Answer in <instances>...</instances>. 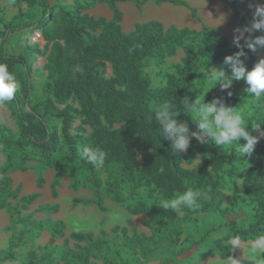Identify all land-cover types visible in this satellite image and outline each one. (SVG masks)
Segmentation results:
<instances>
[{
	"label": "trees",
	"instance_id": "16d2710c",
	"mask_svg": "<svg viewBox=\"0 0 264 264\" xmlns=\"http://www.w3.org/2000/svg\"><path fill=\"white\" fill-rule=\"evenodd\" d=\"M29 4L32 2L27 0ZM42 9L41 16L30 26L15 24L14 20L5 22L0 40V65L6 66L17 83L12 100L5 103L16 118L18 134L0 122V145L5 162L0 166V212L4 210L15 224L23 226V231L14 235L5 250L0 251V264L19 261L32 264V253L20 256L17 249L26 242L34 243L47 231L54 239L65 235V224L61 220H51L48 216L59 210L57 203L39 205L34 213L47 216L43 220L34 218V213L23 215L29 206L40 196L31 193L21 196V187L13 188L11 174L30 169L29 150L37 156L34 167L36 187L44 183V171L53 168L55 173L50 184L51 197L56 199L57 189L63 176L70 178L69 189L79 188L93 191L91 199L72 198L73 205L94 206L102 212L104 197L118 205H125L133 216H152L153 224H148L150 233H140L134 227L114 226V240L94 239L92 232H74L70 238L85 245L74 251L67 246V240L59 247L60 258L67 264H145L161 248L167 249V257L162 264H182V256L197 248L195 258L204 260L205 256L217 255L221 260L235 256L232 247L234 237L240 242L255 241L264 235V144L255 146L251 156H243L238 145L217 146L211 137L205 136L206 145L191 133H201L187 105L195 100L208 103L197 91L199 79H207L208 74L223 68L231 74V67L225 58L243 51L239 60L246 71H250L259 61L260 44L257 38L264 37V29H253L251 17L244 15L237 0H220L232 11L239 30L252 29V36L245 40L242 48L233 47L220 28L204 27L196 31L188 27L171 25L164 28L157 20L136 24L130 33L122 31L123 14L118 3L132 2L140 9L150 0H74L71 7L56 10L48 0H36ZM157 4L170 3L187 7L182 0H152ZM251 15H255L254 0H243ZM264 3V0H259ZM18 8L19 1L16 0ZM96 3L107 4L112 17L94 18L86 11ZM251 5V7H249ZM196 18V10L189 8ZM20 10V9H19ZM20 15L14 19L18 20ZM31 28L39 31L45 41L44 51L46 72L43 96L33 98L31 65L25 55H12L6 50L10 34ZM253 42V48L246 41ZM181 49L184 56L179 63L172 65L171 71L163 76L164 83L153 87L145 75V68L153 64L159 68L165 58L174 57ZM47 51V53H46ZM111 76H107V69ZM233 81L226 102L217 103L236 111L242 94ZM216 95L225 89L211 82ZM248 87H250L247 84ZM75 101L77 107L71 102ZM170 101L175 107L169 108L179 114L172 117L177 126L188 129L189 147L186 154L173 148V141L162 135L163 127L156 116L162 103ZM228 107V108H229ZM248 131L256 127L264 132V95L242 116ZM60 123V130L50 125L48 119ZM78 126L73 128L75 121ZM108 126H117L109 129ZM85 127L90 129L86 135ZM72 130L74 133H72ZM246 141L241 138L240 144ZM99 148L106 153L104 164L93 166L82 158V148ZM64 149V150H63ZM202 154L196 170L183 167L193 164L195 155ZM101 166L106 173L101 178L96 169ZM236 177H241L240 193L232 195L231 211H243L247 215L244 222L232 220L205 231L199 226V215L210 214L225 218L229 210L222 206L226 190L237 189ZM148 188L154 198L140 197L139 187ZM128 191L127 202L123 190ZM192 190L196 193L191 207L181 205L182 219L173 209L160 207L161 200L174 199ZM209 197L205 200V197ZM15 201V204L11 202ZM194 225L198 239L190 241L183 237L182 221ZM225 228L223 234L213 238L211 235ZM101 234H104L101 231ZM43 264H47L46 259ZM239 264H253L240 259Z\"/></svg>",
	"mask_w": 264,
	"mask_h": 264
},
{
	"label": "rangeland",
	"instance_id": "374dc122",
	"mask_svg": "<svg viewBox=\"0 0 264 264\" xmlns=\"http://www.w3.org/2000/svg\"><path fill=\"white\" fill-rule=\"evenodd\" d=\"M19 7L16 5V0H0V17L2 16L5 22L13 21L15 24H23L26 26H30L33 22L38 20L41 16L42 9L37 4L36 0H30L32 3L29 4L27 0H18ZM183 1V0H182ZM192 1L198 10L199 18L204 19L206 23L210 25L221 26L225 28H232L235 31V35L231 38L230 42L233 47L242 48L245 40L251 36V31H244L243 37L237 42L236 36L239 35L238 25L234 23L232 19V15L230 11L226 8L224 3L219 0H184V2ZM50 5H55L56 10L62 7H71L73 5L74 0H48ZM245 14L250 15L249 11L245 3L242 0H238ZM168 4H151L150 1L147 2L140 9L134 7L133 3H126L120 5L123 17L125 19L123 26L124 32L126 29L125 23H128L131 20L132 25H136L138 23L145 22L147 20H158L160 21L164 28L169 27L171 24H176V15L169 7ZM20 9V10H19ZM89 15L91 11H86ZM19 16L18 20L14 18ZM106 15V11H99V13L94 18L104 17ZM105 18V17H104ZM260 19H253L252 24L258 22ZM132 25L130 29H132ZM129 29V30H130ZM3 31V27L0 23V40H1V32ZM127 33V32H126ZM39 31H34L31 28H26L21 31H17L13 34H10L7 39L6 50L9 54L12 55H25L28 59L29 64L31 65L32 73H31V82H32V95L33 98H40L43 96V87L45 83L46 72L43 69V66L46 63L45 56L42 53L44 51L45 41L41 38ZM264 48V45H262ZM47 53V51H46ZM184 56V52L179 49L174 57L165 58L164 63L159 68L155 67L153 64L148 65L145 68V75L151 81L153 87L161 86L163 81V74H166L171 71L172 65L179 63L182 57ZM264 57V53L258 56V60ZM160 71L162 73L161 76H157L156 72ZM111 69H107V76H111ZM242 94V100L239 105V109L237 113L240 115H245L253 104H255L258 99L254 98L250 93L246 91L248 88L247 82L241 78L236 80L234 84ZM231 86L225 88V91L220 95H216L212 89L211 81L201 77L199 79V87H198V95L202 98H208V103H211L214 99L218 100V103L226 102L228 94L231 90ZM74 106L77 107L75 101L71 102ZM229 107V104L226 106ZM194 122L198 128V124L196 122V114L193 115ZM49 124L55 126L58 130H60V123L53 118L48 119ZM0 122L7 126L14 135L18 134V125L16 118L11 114V110L8 105L3 102L0 103ZM79 120L75 121L73 124V128L78 126ZM117 126H108L109 129H113ZM85 134L90 135V129L85 127ZM201 132V131H200ZM252 135L259 136L261 132H263L259 128H255L253 131H249ZM72 133L74 131L72 130ZM206 145L207 141L204 134L201 132L199 134ZM259 144H264V138L260 139ZM64 150V149H63ZM188 148L185 151L179 152L184 155L186 154ZM28 154L31 157V161L28 162L30 170H33L37 164L38 156L37 154L29 150ZM202 154L197 153L195 155V160L193 164L186 165L183 163V167L196 170L197 163L201 160ZM5 159L4 153L0 149V166L3 164ZM96 169L101 175L102 179H105L106 173L102 169L101 166H97ZM241 177H236L237 181V189L234 190H226L224 191L226 194V198L223 201L222 206L226 209H230L232 195L236 193H240V184ZM138 192L140 197L143 199L150 200L154 198V194L146 187H139ZM93 191L90 189L79 188L77 191H67L62 192L58 195L57 202L59 204V210L56 214L50 216L52 219H60L65 224V235L62 239H54L49 235H42L36 242L30 243L26 242L21 244L17 249V252L20 256H26L28 253H32L31 257L32 264H43L44 259H46L47 264H67L63 262L60 258L59 247L63 244L64 240H67L68 248L77 251L79 247L84 246V242H76L70 238V234L74 232H92L94 234V239H105V240H114L116 239L115 235L112 233V228L114 226L134 227L140 233H145L149 235L150 230L148 224H153L155 218L152 216H133L130 215L126 209L125 205H118L111 202L108 198L104 197L103 205L106 207L107 211L102 212L98 210L94 206H83V205H73L72 198H83L88 199L92 197ZM123 194L129 203L130 200L128 198V191L126 189L123 190ZM49 198H43L38 201L40 203L47 202ZM38 202L36 201L32 205L29 206L27 211H24L22 214L33 213L34 209L37 207ZM15 204V201L11 202ZM174 213L178 216L179 219H182L184 216L183 212L174 210ZM2 217V218H1ZM0 217V249H3L8 245L10 239L18 234V232L23 231V226L20 224H15L10 220L9 215L6 212V216ZM34 218L44 219L45 216L42 214H34ZM247 219V215L243 211L235 212L229 210V215L225 218H221L217 215L210 214H200L199 215V226L205 231L210 230L212 227H218L222 223H228L232 220H237L239 222H244ZM181 227L183 228V237H188L190 241H194L198 239L197 232L194 228V225L189 221H182ZM226 229L223 228L215 233H212V237H218L224 233ZM101 231L104 234H101ZM253 241L240 242L239 247L235 250V256L238 261L240 259H246L253 264H258L259 254H253L251 252ZM233 243V240H232ZM197 248L193 247L191 251L186 252L182 256V264H233V259L221 260L217 255L215 256H205L204 260L197 261L195 258ZM167 249L161 248L158 249L154 255H152L145 264H162V260L167 257ZM96 264H102L100 260H93ZM3 264H20L19 261L13 263H3ZM23 264V263H22Z\"/></svg>",
	"mask_w": 264,
	"mask_h": 264
},
{
	"label": "clouds",
	"instance_id": "9594fccd",
	"mask_svg": "<svg viewBox=\"0 0 264 264\" xmlns=\"http://www.w3.org/2000/svg\"><path fill=\"white\" fill-rule=\"evenodd\" d=\"M251 7V5H249ZM256 16L260 17V20L253 24V29H264V6H259L255 12ZM252 29L245 28L244 31H251ZM244 31H240L236 36L238 42L244 35ZM258 44H264V37H259L255 41ZM247 47L253 48V42L251 40L246 41ZM244 55L243 51L237 53L235 56H228L225 58V63L231 67V74L226 73L223 68L215 70L208 74L207 80L220 84L221 89L228 88L232 85L234 80L243 78L250 86L246 89L254 98H260L264 95V58H261L255 66L246 71L239 56ZM17 90V83L15 78L7 72L6 66L0 65V103L10 101L13 99ZM232 93L229 92V96ZM218 100H213L211 103H204L200 100H195L192 105H187V101L184 103L188 111H194L196 114V122L198 129L205 135L212 138L217 146L224 145H238V150L243 156H251L255 150V146L260 139L264 138V132H261L259 136L252 135L247 129L242 115L237 113L234 107L225 108L221 104L220 108L216 107ZM175 107L170 101L162 103L160 110L157 113L156 119L162 125V135L173 141V148L175 150L185 151L189 147V136L187 135L188 129L185 125L177 126L176 120L172 117L178 115V112H172L169 115V108ZM192 137H195L201 143H205L203 138L198 132L191 133ZM243 138L246 143L240 144V140ZM82 158L93 166L104 164L106 153L99 148L92 149L88 146L82 148ZM196 197V193L192 190L185 192L174 199L161 200L160 207L164 209L181 210V205L187 204L189 207L193 204ZM209 197H205L208 200ZM233 250L239 247V237L233 238L232 244ZM251 252L253 254L258 253V264H264V235L259 236L252 242ZM233 264H239L236 258H233Z\"/></svg>",
	"mask_w": 264,
	"mask_h": 264
},
{
	"label": "crops",
	"instance_id": "0c3cea01",
	"mask_svg": "<svg viewBox=\"0 0 264 264\" xmlns=\"http://www.w3.org/2000/svg\"><path fill=\"white\" fill-rule=\"evenodd\" d=\"M184 1V0H183ZM220 1V0H219ZM243 1V0H242ZM149 2V1H148ZM221 2V1H220ZM244 2V1H243ZM126 3H132V2H125V3H118L117 4V6H118V8L120 9V11H121V8H120V5H123V4H126ZM150 3L151 4H153V5H155V4H157V3H155L154 1H152V0H150ZM185 3L187 4V6L189 7V8H193V9H195L196 10V18L195 17H193V15H192V13H191V11H190V9L189 8H187V7H184V6H175V5H172V4H170V3H162V4H168V5H170L169 7H170V9L172 10V12H174V14L176 15V24H171V25H175V26H177V27H179V28H183V27H188V28H190V29H193V30H196V31H201L204 27H208V28H220L222 31H223V33L225 34V36L228 38V40H229V42L231 41L230 39L231 38H233L234 37V35H235V31L231 28H223V27H221V26H216V25H210L209 23H206L205 21H204V19L202 20V18H199V15H198V10H197V7H196V5L191 1H185ZM223 3V2H222ZM237 3L240 5V3L238 2V0H237ZM245 3V2H244ZM254 6H255V8L257 9V7H259V6H264V3H262L261 1H259V0H254ZM134 5V4H133ZM225 6H226V8L230 11V13H231V15H232V19H233V21H234V23L235 24H237L238 25V31H240L239 30V24L236 22V20H235V17H234V15H233V13H232V11L228 8V6L226 5V4H224ZM245 5H246V3H245ZM134 7H135V5H134ZM240 7H241V9H242V6L240 5ZM246 7H247V5H246ZM136 8V7H135ZM106 11V15L104 16L107 20H110L111 19V17H112V12H111V10L109 9V7H108V5L107 4H104V3H96L91 9H89V11H91V16L93 15V16H95V15H97L98 13H99V11ZM247 10H248V8H247ZM88 11V10H87ZM242 11H243V9H242ZM249 11V10H248ZM122 12V11H121ZM243 13H244V11H243ZM249 13H250V11H249ZM244 15H246V16H248V17H251L252 19H255L252 15H251V13H250V15H248V14H245L244 13ZM151 20H154V19H151ZM147 21H150V20H147ZM147 21H145V22H147ZM158 21V20H157ZM124 22H125V19H124V17L122 18V22H121V27H122V31L124 32V30H123V26H122V24H124ZM132 22H131V20L128 22V23H125V26H126V29H128L126 32L127 33H130L132 30H133V28H134V26L135 25H132L131 24ZM142 23H144V22H142ZM138 24H140V23H138ZM131 25H132V29H130V27H131ZM170 25V26H171ZM130 29V30H129ZM126 32H124V33H126ZM252 32V31H251ZM251 36H252V33H251ZM250 36V37H251ZM250 37H248V38H250ZM247 38V39H248ZM231 43V42H230ZM262 45H264V44H260V53H259V55L258 56H260V54H262V53H264V48H262ZM244 46V45H243ZM258 56H257V59H258ZM264 58V57H263ZM0 149H1V151H2V154H3V149H2V146L0 145ZM4 162H5V159H4ZM4 162H3V164H4ZM2 164V165H3ZM1 165V166H2ZM54 173H55V171H54V169L53 168H47L45 171H44V183H43V186L41 187V188H37L36 187V174H35V172H34V170H30V169H28L27 171H24V172H21V171H16V172H14V173H12L11 174V179H12V184H13V188H16V187H18V186H20L21 187V196H25V195H29V194H31V193H35V192H37V193H39V197L36 199V201L38 202V201H40L41 199H42V197L43 198H49V200L47 201V202H44V203H40V202H38V205H37V207L39 206V205H44V204H51V203H57L58 204V202L56 201L57 200V198H58V196H57V198L56 199H53L52 197H51V190H50V184H51V182H52V179H53V176H54ZM0 177H1V174H0ZM69 184H70V178L69 177H67V176H63L62 177V179H61V182H60V186L58 187V189H57V192H58V195H60V193H62V192H67V191H69L70 189H69ZM70 191H72V190H70ZM92 197H93V194H92ZM92 197H90V198H88V199H91ZM87 199V198H86ZM35 201V202H36ZM34 202V203H35ZM59 205V204H58ZM36 207V208H37ZM35 208V209H36ZM34 209V210H35ZM33 213H34V211H33ZM34 214H36V213H34ZM39 214V213H38ZM56 214V213H55ZM6 216V212L4 211V210H2L1 212H0V217L1 216ZM43 215V214H42ZM53 215V214H52ZM45 216V215H44ZM51 216V215H50ZM50 216H48V218L49 219H51V220H53V221H55V220H60V219H52V218H50ZM2 218V217H1ZM45 218H47V216H45ZM44 218V219H45ZM37 219V218H36ZM38 220H43V219H38ZM62 221V220H61ZM42 235H49L50 237H52L51 236V234L49 233V232H47V231H44V232H42V234L40 235V237L42 236ZM39 237V238H40ZM38 238V239H39ZM37 239V240H38ZM36 242V241H35ZM7 246L8 245H6V247L5 248H3V249H0V251L1 250H5L6 248H7ZM6 263H9V262H6ZM3 264V263H2Z\"/></svg>",
	"mask_w": 264,
	"mask_h": 264
},
{
	"label": "built area",
	"instance_id": "2783aa9c",
	"mask_svg": "<svg viewBox=\"0 0 264 264\" xmlns=\"http://www.w3.org/2000/svg\"><path fill=\"white\" fill-rule=\"evenodd\" d=\"M39 35V34H38ZM40 36V35H39Z\"/></svg>",
	"mask_w": 264,
	"mask_h": 264
}]
</instances>
